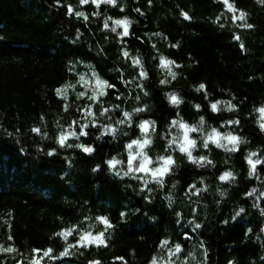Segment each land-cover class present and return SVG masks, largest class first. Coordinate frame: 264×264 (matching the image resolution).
<instances>
[{
  "label": "trees",
  "instance_id": "16d2710c",
  "mask_svg": "<svg viewBox=\"0 0 264 264\" xmlns=\"http://www.w3.org/2000/svg\"><path fill=\"white\" fill-rule=\"evenodd\" d=\"M229 2L247 13L251 29L239 28L241 21L233 23L232 13L222 0H151V4L149 0H117L116 7L101 4L100 17L91 16L97 11L94 5L81 6L78 0H60L59 4L57 0H0V244L18 250L0 253V264H18L20 260L29 264L33 249L52 248L59 255L66 242L55 234L77 227L69 243H75L74 237L80 232L95 235L104 230L96 220L98 216L108 217L116 225L105 232L106 246H77L73 254L45 258L43 264H150L153 256L166 263L167 252L158 247L164 238L184 246V253L173 257L175 264L182 260L188 264H264V215L260 211L264 197L257 198L264 191V165L257 166L259 179L250 177L245 160L251 151H259L264 158L261 113L254 111L264 106V2ZM68 4L88 13L90 19L68 15ZM137 8L141 12L135 11ZM182 12L192 19H186ZM104 16L130 19V34L121 42L115 33L102 30ZM235 34L240 41L233 39ZM121 47L130 52L129 59L122 57ZM159 54L181 65L171 66L178 73L175 80L167 67L154 59ZM131 57H139L149 71V79L143 81L147 96L135 83L121 82V73L124 80L136 75ZM92 71L115 85L102 98L105 107L119 104L131 111L146 105L147 111L133 117L132 128L121 126L116 139L108 136L97 140L100 131L93 129L80 141L69 140L94 145L96 151L89 156L77 148H60L57 135L73 120H81L77 109L90 103L88 96L96 86ZM79 74L84 75V81ZM165 78L170 83L161 85L159 81ZM201 83L207 86V95L204 90H195ZM81 92L86 95L78 97ZM169 92L178 94L183 103L173 105L166 95ZM136 95L141 96L140 101L135 100ZM215 100H231L239 111L228 112L221 105L220 112H211L208 101ZM195 104H200L201 110ZM95 110L98 113L99 107ZM177 113L189 126L198 125L203 116L205 136L215 127L221 133L231 131L248 143H241L238 151L226 152L210 142L209 150L202 147V133L191 132L197 143L193 156H207L215 165L197 167L176 145L175 153L165 151V136L170 140L184 131L178 126L169 128ZM109 116L115 121L121 112H110ZM237 117L239 125L222 126ZM100 119L107 122V118ZM142 120L156 121L155 133L150 129L148 134L152 140L147 147L149 157L156 160L157 155L173 154L176 161L171 174L164 177L165 187L150 183L151 193L141 191V181L122 173L118 177L105 165L113 156L125 162L127 143L143 138L137 127ZM34 127L47 132V138L32 131ZM123 132L129 135L123 136ZM54 148L56 154L49 156ZM97 165L101 168L94 172ZM225 171H232L235 180L219 181L218 176ZM201 177L209 190L193 196L189 203L186 189L194 181L202 188ZM174 183L175 190L171 188ZM252 188L257 193L246 196ZM218 189L225 196L221 197ZM167 194L174 197L172 208L165 199ZM145 196H151V202ZM238 207L246 211L232 220ZM192 208L197 209L194 215L201 225L195 232L194 225L188 223ZM122 212L127 216L122 218ZM176 212L184 214L179 224ZM184 232L193 238L185 239ZM9 235L13 240H8Z\"/></svg>",
  "mask_w": 264,
  "mask_h": 264
},
{
  "label": "snow or ice",
  "instance_id": "6c2138e0",
  "mask_svg": "<svg viewBox=\"0 0 264 264\" xmlns=\"http://www.w3.org/2000/svg\"><path fill=\"white\" fill-rule=\"evenodd\" d=\"M261 2H264V0H261ZM60 3V0H57V4ZM91 3L95 6L97 11H93L91 13V16L93 17H100L101 13L98 11L101 4H107L111 5L113 7L117 6V0H78V4L83 6ZM222 3L224 6L228 9L229 12L232 13V22L236 23L237 21H241L238 25L239 28H248L251 29L253 27L252 24L246 22L247 13L243 10H237L234 3H230L229 0H222ZM149 4H151V0H149ZM121 11L124 9L121 8ZM137 12H141L139 8L135 9ZM237 11H239V14L237 15ZM67 14L68 15H75L78 18H83V20L88 21L90 19L89 14L85 11H78L74 8L72 4L67 5ZM186 19H192V17L187 12L181 13ZM217 22L220 20V17H216ZM109 21H112V25L110 26ZM132 25V21L128 19L127 17H123L121 19H113L111 16H104L103 17V29L110 31L111 33H115L117 37L123 41V38L130 34L129 29ZM123 27L122 32H118V28ZM223 27V25H220ZM80 35L79 29H77V36ZM160 35V34H156ZM233 39L240 41L239 34L233 35ZM169 47H179V44H169ZM153 48H156L157 46L155 44L152 45ZM240 47L243 49L244 44L241 42ZM157 52L159 50L157 49ZM120 54L125 59H129L131 54L128 50L121 47ZM154 59L160 60V66L161 67H167L168 69V75L171 77L172 80H175L177 78L178 73L176 71H172L171 66L175 65L176 68H180L181 65L176 64L174 60H168L167 58L163 57L162 54H159L157 57H154ZM130 63L134 69H137L136 75L132 77L129 80H124L123 74L121 73L120 79L121 82L124 84H131L135 83L136 87L140 89L143 92L144 96L148 95V92L145 89V84L143 81H146L149 79V71L145 68L144 63L140 60L139 57H131ZM90 69L92 68V65L88 66ZM72 69L70 68V71ZM80 75V80L84 81L85 77L83 74ZM92 78L95 79V88L92 91V94L88 96V100L90 101L89 104L85 105L83 109H77V111L80 114L81 120L77 122L76 120H73L72 123L68 126L67 131H60L57 135V144L60 148H77L80 149L84 154L91 156L96 151V148L94 145L87 146L83 143H70L69 140L71 138H74L76 141H80L81 137H88L90 135V130H96L100 131V136H97L96 139L99 140L101 137H108L110 136L113 139H116L118 134L120 133L121 126H126L128 128H132L133 123L135 122L133 117L141 112L147 111V106L143 107H134L131 109V111L127 110L126 108L121 109V106L119 104L112 106L111 108L105 107L104 103L102 102V98L106 97L108 95L109 89H114L115 85L109 83L108 80L102 79L99 74L95 71H92ZM161 85H168L170 81L165 78L161 79L159 81ZM68 85H64L63 88H67ZM197 92H201V90H204L205 95H207V86L203 83L199 85L195 89ZM61 89L57 90V95H60ZM85 92H81L78 94V97L85 96ZM167 97L169 98L170 102L175 105L179 106L183 101L179 98L178 94L176 93H166ZM63 99H66L64 97ZM141 96L136 95L135 100L140 101ZM223 106L227 109L228 112H238L239 109L236 104L232 103L231 100H215V102L208 101V108H210L211 112H220L221 108L220 106ZM99 107V112L95 110ZM194 107L199 111L201 110L200 104H195ZM65 111L68 110V105L65 104L64 106ZM119 110L121 112L120 118L116 119L115 121H112L111 116H109L110 112H114ZM254 111H259L261 113V117L259 120L260 128L262 131H264V106H261L259 108L254 109ZM177 119H174L170 122L169 128L178 126L179 128L184 129L183 132V140L180 141V133L177 132L176 135H174L170 140L167 139V136H165V139L167 140V145L165 151L168 153H175L176 149L173 148V145H176L180 153H186L187 160L191 162L192 164L196 165L197 167L204 168L207 165H211L212 167H215L213 161L209 159L207 156H199L195 157L193 156V150L197 147V143L195 139L189 138L188 133L189 132H197L199 131L202 133L200 139L202 142V147L204 149L210 150V142L215 144L218 148L225 149L226 152H234L239 150V146L241 143H248V141L244 140L241 136L233 134V132L228 131L226 133H221L217 130V128L212 127L211 131L207 133V135H203L204 132V117L201 116L198 125L196 126H189L187 123L182 122L183 118L180 117L179 113L176 114ZM100 118H107V122H101ZM43 119V117L41 118ZM240 120L239 118L235 119H228L223 122V125H239ZM156 121L154 120H142L138 123L137 127L141 130L142 139H131L129 143H127L126 148L128 151L127 155V171H124L123 168H120L117 170L118 165H123L124 161L118 159L116 156L111 157L110 159L105 161V165L109 168L110 171H113L116 176H121V173L124 177H132L135 180L142 182V188L141 191H147L151 193L153 189L149 187L150 183H155L159 188L163 189L165 187V180L164 177L171 174L173 170V166L175 165L176 161L174 159L173 154H164V155H157L156 156V166L155 167H149L150 164H152V160L150 157L147 156V153L144 151V149L147 146H150L152 144V140L149 138V131L151 129L152 133H155ZM57 127L60 128L61 125L59 121H57ZM78 129V130H77ZM32 131L36 132L37 134L42 135L44 138H47V132H42L41 128L34 127ZM123 136H128V132H123ZM223 141H227V143H224ZM137 146V148L140 150L139 152L134 153L133 152V146ZM229 145H231V148H229ZM56 149L50 150L47 154L49 156H53L56 154ZM140 157V161L138 164L134 165V161L136 160V157ZM245 160L247 164L249 165V172L248 175L256 176L258 179L260 178L257 174V166L258 165H264V158H261L259 151H251L245 156ZM227 163V160L225 161ZM101 166L97 165L95 168H93V171L100 170ZM143 174V175H141ZM221 182L226 181H234L235 180V174L232 171H225L222 174H220L217 178ZM199 183L203 185V187H197V183L194 181L192 182L188 188L186 189L185 195L188 196L189 203H191L192 197L196 196L199 197L201 195V192H207L209 190V186L204 183V178L201 177L199 180ZM177 185L174 183L171 185V188L175 190ZM219 195L221 197L225 196V192L222 190H219ZM257 193L256 188H252L250 192H246V196H253ZM264 197V191H261L259 193V196L257 197ZM145 200L151 202L152 197L151 196H145ZM165 199L167 201L168 207L172 208L174 204V197L172 194H167L165 196ZM256 206L255 204L253 205ZM135 211H139V209H136ZM197 211L196 208L191 209V213L193 214L192 219L188 221V223L193 224L194 227L192 228V232H195L197 229L201 227L199 223L196 222V217L194 213ZM246 209L244 207H238V209L234 210V214L230 217L232 220H235L237 217H240L243 213H245ZM262 215H264V208L260 209ZM121 217H126L127 213H120ZM183 212H176L177 220L176 222L179 224L180 219L183 217ZM85 219H88L85 217ZM96 220L104 225V230L96 233L93 235L91 232H80L78 235V238H75V243H69V237L74 236V233L77 232V227H68L63 229L60 232H57L55 235L57 237H62L65 242L66 246L64 249L59 253V255L55 254V250L52 248L48 249H33V258L30 260L29 264H43V261L45 258L48 260L52 259H59L60 257L67 256L72 253V249L77 248L79 246L80 248L90 247L92 244H95L97 247L104 245L106 246V237L105 232H107L110 229H114L116 227L115 224H113L110 220V218L105 216H98L96 217ZM224 224L228 223V220L223 221ZM250 231V230H249ZM261 231L264 232V227L261 228ZM182 235L185 237V239H192V235L189 232H184ZM8 240H13V237L11 235L8 236ZM158 247L162 250H166L167 252V261L166 264H175V261L173 260V257L180 256L184 253V246L181 243H174L170 238H164L159 242ZM200 247L204 248L203 242H200ZM18 250L13 247H4L3 244H0V253H16ZM189 255H193V253H189ZM204 258L207 259V250H204ZM18 264H24L23 260H20ZM94 264H99V262H94ZM150 264H157V257L153 256ZM180 264H188L187 260H182Z\"/></svg>",
  "mask_w": 264,
  "mask_h": 264
},
{
  "label": "rangeland",
  "instance_id": "374dc122",
  "mask_svg": "<svg viewBox=\"0 0 264 264\" xmlns=\"http://www.w3.org/2000/svg\"><path fill=\"white\" fill-rule=\"evenodd\" d=\"M237 15L239 14V12H237L236 13ZM121 28L123 29V27L121 26ZM68 130V129H67ZM66 130V131H67ZM184 132V131H183ZM183 132L181 133V135H180V141H182L183 140ZM188 135H189V138H191V132H189L188 133ZM192 139V138H191ZM224 143H227V141H223ZM230 146V145H229ZM148 147V146H147ZM147 147L144 149V151L147 153ZM140 150L137 148V146H133V152L134 153H136V152H139ZM194 151V150H193ZM127 155H128V151H127V149H126V159H125V162H124V164L123 165H118L117 166V168L118 169H120V168H123V170L124 171H127ZM147 156L149 157V155L147 154ZM151 158V157H150ZM151 160H152V164H150L149 165V167H155L156 166V164H155V162H156V160H154V159H152L151 158ZM139 161H140V157L139 156H137L136 157V160L134 161V165L135 164H138L139 163ZM141 175H143V174H141ZM157 264H166L165 262H160L159 260H157Z\"/></svg>",
  "mask_w": 264,
  "mask_h": 264
}]
</instances>
